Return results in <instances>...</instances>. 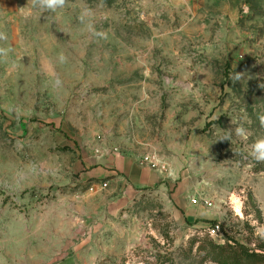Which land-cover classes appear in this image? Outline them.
Instances as JSON below:
<instances>
[{"label":"rangeland","instance_id":"obj_1","mask_svg":"<svg viewBox=\"0 0 264 264\" xmlns=\"http://www.w3.org/2000/svg\"><path fill=\"white\" fill-rule=\"evenodd\" d=\"M0 33V264H199L206 239L264 264V0H0ZM149 155L161 183L96 188Z\"/></svg>","mask_w":264,"mask_h":264},{"label":"crops","instance_id":"obj_2","mask_svg":"<svg viewBox=\"0 0 264 264\" xmlns=\"http://www.w3.org/2000/svg\"><path fill=\"white\" fill-rule=\"evenodd\" d=\"M95 173L96 188L112 196L119 206L130 202L142 190L152 188L164 180L160 170L128 158L118 160L112 167H98ZM104 183H107L106 187Z\"/></svg>","mask_w":264,"mask_h":264},{"label":"trees","instance_id":"obj_3","mask_svg":"<svg viewBox=\"0 0 264 264\" xmlns=\"http://www.w3.org/2000/svg\"><path fill=\"white\" fill-rule=\"evenodd\" d=\"M258 169L264 171V163L258 165ZM210 235V234H209ZM199 250L204 255L199 264L213 261L219 264H262L263 254L251 250L238 242L229 239L224 244H216L213 240H204Z\"/></svg>","mask_w":264,"mask_h":264},{"label":"clouds","instance_id":"obj_4","mask_svg":"<svg viewBox=\"0 0 264 264\" xmlns=\"http://www.w3.org/2000/svg\"><path fill=\"white\" fill-rule=\"evenodd\" d=\"M34 7H38L42 11L55 12L57 9H62L66 0H32ZM83 19V16L81 17ZM6 37L3 33H0V39H5ZM4 49H0V53H4ZM63 59V57H61ZM261 124L264 125V117H261ZM237 134L241 132V129H236ZM227 139V138H225ZM249 155L256 162H264V138L257 139L251 146L249 150Z\"/></svg>","mask_w":264,"mask_h":264},{"label":"built area","instance_id":"obj_5","mask_svg":"<svg viewBox=\"0 0 264 264\" xmlns=\"http://www.w3.org/2000/svg\"><path fill=\"white\" fill-rule=\"evenodd\" d=\"M143 164L146 166H149L153 169H156V170H162V169L164 170L166 168L165 164H163V162L155 155L154 156L153 155L147 156L145 158V163H143ZM103 186L106 187L107 183H104ZM192 202L195 204H198L201 202V204H203L207 207L213 206V201L210 200L206 196H201L199 198L193 197ZM208 231H209L210 236H212V237L223 236V233L221 232V225L219 223L209 226Z\"/></svg>","mask_w":264,"mask_h":264}]
</instances>
